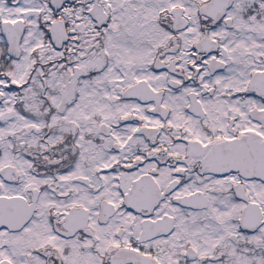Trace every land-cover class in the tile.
Instances as JSON below:
<instances>
[{
    "label": "snow or ice",
    "instance_id": "snow-or-ice-1",
    "mask_svg": "<svg viewBox=\"0 0 264 264\" xmlns=\"http://www.w3.org/2000/svg\"><path fill=\"white\" fill-rule=\"evenodd\" d=\"M0 264H264V0H0Z\"/></svg>",
    "mask_w": 264,
    "mask_h": 264
}]
</instances>
